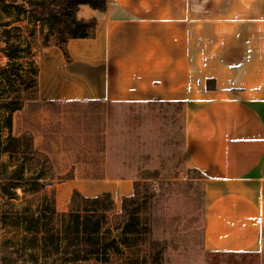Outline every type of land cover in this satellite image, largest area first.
<instances>
[{
    "label": "crops",
    "instance_id": "crops-1",
    "mask_svg": "<svg viewBox=\"0 0 264 264\" xmlns=\"http://www.w3.org/2000/svg\"><path fill=\"white\" fill-rule=\"evenodd\" d=\"M78 17L97 21L95 37L71 40L70 60L42 49L40 99L181 105L188 164L207 182L206 245L261 249L264 0H108L104 12L82 6ZM119 186L131 194L130 182Z\"/></svg>",
    "mask_w": 264,
    "mask_h": 264
},
{
    "label": "trees",
    "instance_id": "trees-1",
    "mask_svg": "<svg viewBox=\"0 0 264 264\" xmlns=\"http://www.w3.org/2000/svg\"><path fill=\"white\" fill-rule=\"evenodd\" d=\"M107 4L108 0H0V53L7 58L5 65L0 64V157L8 158L7 164H0V202L17 199L19 190L33 197L29 204L34 202V208H0V219L23 231V248L30 251L31 264H80L90 259L107 263L111 252L121 255L146 243L151 245L148 255L131 258L126 264H161L158 244L148 237L154 198L149 178L135 180L134 194L122 198L120 212L110 192L85 196L77 190L67 211L60 212L55 187L77 177L105 179L104 160H87L93 172L84 176L75 174L76 164L65 176H56L50 157L36 148L33 135L27 131L16 134L14 129V115L26 106L52 103L39 98L40 50L56 46L70 60L68 43L96 34L97 21L80 19V8L104 12ZM160 105L151 113H161L165 104ZM112 107L106 104L108 120Z\"/></svg>",
    "mask_w": 264,
    "mask_h": 264
},
{
    "label": "rangeland",
    "instance_id": "rangeland-1",
    "mask_svg": "<svg viewBox=\"0 0 264 264\" xmlns=\"http://www.w3.org/2000/svg\"><path fill=\"white\" fill-rule=\"evenodd\" d=\"M3 46V44H0ZM42 50H40L41 52ZM40 55V53H39ZM7 58L0 53V64ZM40 98V97H39ZM41 101H46L42 100ZM52 102L28 107L14 115L15 133L30 132L36 148L50 157L56 176H65L75 166V174L93 172L85 162L94 157L104 160L106 178L86 180L80 177L55 187L58 211L66 212L75 190L85 196L110 192L120 212L126 195L119 184L130 182L134 194L135 180L149 178L154 195L150 209L149 239L158 244L161 264H264V245L239 254L213 251L206 245L205 212L209 203L206 178L188 164L185 142L186 120L181 105L162 107L152 114L146 105L113 106L108 120L106 104L91 102ZM54 102V103H53ZM0 157V164H7ZM12 169L9 168V174ZM71 186L63 207L58 205L60 188ZM18 198L0 202L4 211L34 208L33 197L18 191ZM24 233L0 219V264H31L30 251L23 248ZM151 250L143 247L125 250L121 255L111 252L109 262L94 259L80 264H126L131 258H143ZM42 264V263H39Z\"/></svg>",
    "mask_w": 264,
    "mask_h": 264
},
{
    "label": "bare ground",
    "instance_id": "bare-ground-1",
    "mask_svg": "<svg viewBox=\"0 0 264 264\" xmlns=\"http://www.w3.org/2000/svg\"><path fill=\"white\" fill-rule=\"evenodd\" d=\"M71 188V186H67L66 187V189H61L62 191L60 192V194H61V196H62V199H60L61 200V202H63V200H68V198H69V189Z\"/></svg>",
    "mask_w": 264,
    "mask_h": 264
}]
</instances>
